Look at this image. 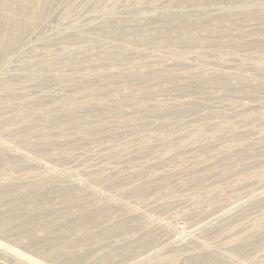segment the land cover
I'll list each match as a JSON object with an SVG mask.
<instances>
[{
  "label": "rangeland",
  "instance_id": "rangeland-1",
  "mask_svg": "<svg viewBox=\"0 0 264 264\" xmlns=\"http://www.w3.org/2000/svg\"><path fill=\"white\" fill-rule=\"evenodd\" d=\"M0 264H264V0H0Z\"/></svg>",
  "mask_w": 264,
  "mask_h": 264
}]
</instances>
